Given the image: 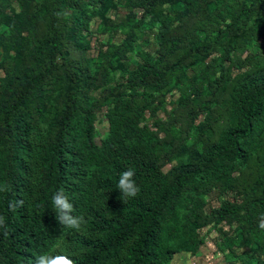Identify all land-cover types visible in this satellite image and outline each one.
<instances>
[{
	"label": "trees",
	"instance_id": "16d2710c",
	"mask_svg": "<svg viewBox=\"0 0 264 264\" xmlns=\"http://www.w3.org/2000/svg\"><path fill=\"white\" fill-rule=\"evenodd\" d=\"M94 17L123 36L90 56ZM144 25L152 52L134 48ZM0 71V264H168L221 223V264H264V0H0ZM129 168L135 198L117 187ZM61 189L79 230L59 222Z\"/></svg>",
	"mask_w": 264,
	"mask_h": 264
},
{
	"label": "rangeland",
	"instance_id": "374dc122",
	"mask_svg": "<svg viewBox=\"0 0 264 264\" xmlns=\"http://www.w3.org/2000/svg\"><path fill=\"white\" fill-rule=\"evenodd\" d=\"M113 2H116V0H113ZM13 7L15 8V3L13 2ZM133 16L134 19L139 17V14L141 12L140 9H133ZM127 13L126 9L123 6L117 5L115 8H109L106 12V15L109 16L111 19L118 21L121 20L125 14ZM98 24V18L94 17L89 22V31L90 34L87 36L89 47H88V54L90 56H95L97 54V45L96 42L104 43L106 41L110 42H118L122 38V32H118L113 35L109 36L107 33H98L96 31ZM154 29V28H153ZM134 48L135 49H143L149 52H152L156 45L153 40L152 32L151 30L146 26H142L138 30V36L135 40ZM131 59L138 60V58L131 53L130 54ZM236 70L232 69V72H235ZM2 76V72L0 71V78ZM93 95H96V93H92ZM177 97V92L172 91L166 94L165 98V105L162 109L158 110L155 114L156 118H160L162 120L168 119L171 116V109L173 106V101ZM105 111V107H101L98 111L95 112V140L96 143H98V140L103 136L105 130H106V122L103 116V112ZM154 119L149 115L148 111H145V122L147 125L152 127ZM175 161H172L162 167V170L165 171L170 165H173ZM223 195H218L215 191L211 190L206 195V203L204 205L205 212H208L211 208L215 207L219 201L220 198H222ZM224 197H228L225 195ZM219 227V229L217 228ZM217 227L214 228H208L202 227L199 230V234L202 235L203 242L197 246L195 251L189 252H181L173 254L168 264H221L223 263V255L218 250V245L223 239V235L220 234V231L225 230L227 226L224 223H221Z\"/></svg>",
	"mask_w": 264,
	"mask_h": 264
},
{
	"label": "clouds",
	"instance_id": "9594fccd",
	"mask_svg": "<svg viewBox=\"0 0 264 264\" xmlns=\"http://www.w3.org/2000/svg\"><path fill=\"white\" fill-rule=\"evenodd\" d=\"M135 170L129 168L123 171L118 181V189L120 196L123 198H135L141 191L136 183ZM18 203L22 204V201ZM52 203L58 213L59 222L66 225L70 229L79 230L87 223L83 215H73L74 206L61 189L52 197ZM4 217L0 216V226L4 224ZM259 227L264 229V222ZM35 264H77V261L66 254H49L43 253L35 258Z\"/></svg>",
	"mask_w": 264,
	"mask_h": 264
},
{
	"label": "built area",
	"instance_id": "2783aa9c",
	"mask_svg": "<svg viewBox=\"0 0 264 264\" xmlns=\"http://www.w3.org/2000/svg\"><path fill=\"white\" fill-rule=\"evenodd\" d=\"M94 141H95V143H96V140H95V138H94ZM98 143H99V140H98ZM98 143H97V144H98Z\"/></svg>",
	"mask_w": 264,
	"mask_h": 264
}]
</instances>
